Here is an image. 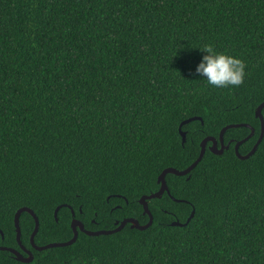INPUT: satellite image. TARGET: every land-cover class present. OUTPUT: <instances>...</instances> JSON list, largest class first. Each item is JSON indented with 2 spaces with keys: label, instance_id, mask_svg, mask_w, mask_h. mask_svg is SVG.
Here are the masks:
<instances>
[{
  "label": "trees",
  "instance_id": "16d2710c",
  "mask_svg": "<svg viewBox=\"0 0 264 264\" xmlns=\"http://www.w3.org/2000/svg\"><path fill=\"white\" fill-rule=\"evenodd\" d=\"M209 44L244 61L241 85L197 76ZM262 101L264 0H0V245L24 254L21 206L38 218L37 245L72 237L66 205L86 229L146 223L139 198L159 188L162 169L187 167L230 123L254 128L238 147L247 153ZM191 116L201 119L181 126L182 144L178 126ZM249 132L228 128L222 153L208 141L188 173H167L147 228L79 230L37 250L22 211L32 260L0 250V264H264V133L247 158L233 148Z\"/></svg>",
  "mask_w": 264,
  "mask_h": 264
},
{
  "label": "water",
  "instance_id": "95a60500",
  "mask_svg": "<svg viewBox=\"0 0 264 264\" xmlns=\"http://www.w3.org/2000/svg\"><path fill=\"white\" fill-rule=\"evenodd\" d=\"M263 107H264V101H262L255 109V116L258 117L259 120H260V132H259V135H258L255 143L253 144L252 148L247 153L240 154L238 152V147H239V145L242 142H244L246 139H248L249 137H251L254 134V128L248 123H243V122L242 123H230V124H227V125L223 126L220 129V131L218 133V138H216L215 136L209 135V136L204 137L201 140V142H200V151H199L198 156L187 167H185L184 169H181V170L176 169L174 167H165V168H163L162 171L159 173V175L157 177V182L160 184L159 188L156 191L151 192L149 194H143L139 198V202L142 204V207H143L142 213L148 215V221L146 223L140 224L136 218L127 217V218H123L121 221H116V227L111 228V229H97V230L86 229L84 227L83 223L78 218L74 217L75 213H74V210L72 209L71 206L66 205V204H60V205H57L55 207V209H54L55 220L58 219L57 212H58L59 208L61 206H64V205L68 206L70 208L71 214H72V219H71V222H70V226H71V229H72V232H73L72 237L70 239L66 240V241H54V242L45 243L43 245H37L34 242V235L36 234V232L38 230V226H39L38 218H37L36 214L34 213V211L31 208H29L27 206H21V207L16 209V211L14 213L13 221H14V227H15V231H16V240H17V242L19 244L20 249L24 252V254L20 250H18L16 248L9 247V246H4V245H0V250H8L9 252H11L14 255V257L16 259H18L20 261H31L32 260L31 251L29 249L25 248L21 244V240H20L19 216H20V213L22 211L29 212L30 215L34 219V228H33V231L31 232V235H30V243H31V246L34 247L37 250H42V249H45V248H48V247L64 246V245L71 244V243H73L76 240L79 230L84 232V233H86V234H88V235L109 234V233H112V232L120 230L127 223H129L131 227H136L138 229L147 228L149 225H151L152 219H153L152 214H151V212H150V210L148 208V202H147L148 199L153 198V197H160L163 194L164 191L169 193V189H168V186L166 184L165 175L167 173H174V174H177V175H183V174L188 173L198 163V161L202 158V156L204 154V151H205V149L207 147V142L208 141L211 142L210 145L208 146V148L213 153L220 154L229 145L228 143L227 144L223 143V134H224L225 130L228 129V128H231V127L246 126V127H249L250 132L244 138H242V139H240V140H238V141H236L234 143V146H233L234 152H235L236 156L238 158H240V159L247 158L251 154L254 153V151L256 150L259 142L261 141L263 133H264V119H263L262 112H261ZM193 119H201V117H199V116L188 117V118L182 120L180 122L179 126H178L179 133L181 135L182 144L184 143V141L186 139V132L181 129V126L184 123H187V122H189L190 120H193ZM173 199H175V198H173ZM175 200L180 201L181 199H175ZM193 213H194V209H192L189 217L186 219V221L184 223L179 222L177 220H174V221L171 222V224L172 225H180V226L181 225H185L188 222V220L190 219V217L193 215Z\"/></svg>",
  "mask_w": 264,
  "mask_h": 264
},
{
  "label": "clouds",
  "instance_id": "9594fccd",
  "mask_svg": "<svg viewBox=\"0 0 264 264\" xmlns=\"http://www.w3.org/2000/svg\"><path fill=\"white\" fill-rule=\"evenodd\" d=\"M200 50L203 55L195 66V73L200 79L215 88L236 87L243 83L246 65L242 59L216 51L210 44Z\"/></svg>",
  "mask_w": 264,
  "mask_h": 264
}]
</instances>
